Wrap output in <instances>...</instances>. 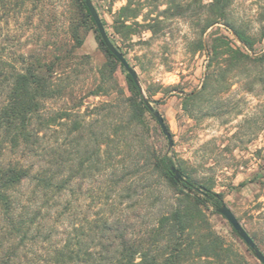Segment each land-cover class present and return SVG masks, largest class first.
<instances>
[{
    "label": "trees",
    "instance_id": "trees-1",
    "mask_svg": "<svg viewBox=\"0 0 264 264\" xmlns=\"http://www.w3.org/2000/svg\"><path fill=\"white\" fill-rule=\"evenodd\" d=\"M69 1L74 15L69 25L72 45H56L52 57L43 61L22 53L21 64L5 63L0 55V264H248L208 226L204 210L211 206L216 211L224 202L222 195L193 178L182 159L156 149L148 133L143 141V163L126 161L131 154H139L134 144L137 124L144 125L146 115L155 118L132 77L104 46L84 0ZM231 3L208 2L204 24L198 37L191 40L192 52L204 51L207 63L201 90L183 97L182 108L188 114L212 79L219 82L221 90L228 87L225 83L230 78H256L255 69L264 63V52L255 54L253 36L229 19ZM171 5L176 13L187 10L169 0L165 11ZM219 23L232 37L220 32L219 26L206 39L202 37L207 27ZM88 25L107 56L99 71L100 85L88 94L98 95L119 67L129 93L124 96L128 115L124 125L102 122L96 126L79 111L45 109L49 99L64 93L63 87L53 82L57 68L73 57L74 48L82 43L79 29ZM146 96L151 98L147 92ZM69 120L70 127L65 132L59 130ZM158 129L161 132L159 125ZM49 131L57 134L54 144L48 141ZM65 144L71 145L75 156L70 165L64 158ZM172 165L182 180H174ZM140 170L171 187L173 197L134 232L129 219L120 216L118 206L138 195L135 187ZM91 171L103 179L105 206L92 216L83 213L77 195L79 180ZM146 187L152 191L150 185Z\"/></svg>",
    "mask_w": 264,
    "mask_h": 264
},
{
    "label": "rangeland",
    "instance_id": "rangeland-1",
    "mask_svg": "<svg viewBox=\"0 0 264 264\" xmlns=\"http://www.w3.org/2000/svg\"><path fill=\"white\" fill-rule=\"evenodd\" d=\"M168 1L92 0L106 22L105 28L136 70L145 95L151 94L156 101L152 107L163 117L173 141L168 149L156 121L146 115V124L135 128L134 144L139 154H131L126 161L143 163V141L149 133L156 149L182 159L193 178L222 195L264 254V63L255 69L256 78H230L225 83L228 87L221 90L219 82L212 79L203 96L194 101L190 114L186 113L182 108L184 95L177 91L197 93L202 88L207 55L204 51L193 53L191 40L198 37L207 17L205 6L211 0H175L187 9L183 14L176 13L173 5L165 11ZM228 16L256 40L255 54L264 52V0H232ZM72 19L69 0H0L3 61L19 63L22 53L49 60L56 45L73 44L69 36ZM217 26L220 32L229 34L219 23L207 27L202 37L206 39ZM79 34L81 45L74 48L71 59L57 68L53 80L63 87L64 93L49 99L45 109L79 111L96 126L102 122L124 125L128 116L124 96L129 94L124 73L118 67L98 95H89L100 85L99 71L107 56L89 25L80 28ZM70 122L59 126V130L65 132ZM55 137V131L48 132L50 144H54ZM63 149L66 163H74L71 145L65 144ZM145 174L144 170L138 172V195L118 206L120 216L129 219L134 232L142 229L173 197L171 187ZM79 184L77 195L83 213L92 216L102 211L105 206L101 176L93 171L85 173ZM145 185H150L152 191ZM150 203L152 208H148ZM204 211L210 230L225 246L240 253L248 264H261L223 216L211 206Z\"/></svg>",
    "mask_w": 264,
    "mask_h": 264
},
{
    "label": "water",
    "instance_id": "water-1",
    "mask_svg": "<svg viewBox=\"0 0 264 264\" xmlns=\"http://www.w3.org/2000/svg\"><path fill=\"white\" fill-rule=\"evenodd\" d=\"M84 4H85V6H86V8H87V10H88L93 22H94V24H95L97 32H98V34L100 36V39L103 42L104 46L119 61V63L124 67L126 72L132 77L134 83L138 87V91L142 95V100H143L144 104L148 107L149 111L152 113L153 117L155 118V120L157 121V123H158V125H159V127L161 129L162 134L167 139V147L169 149L170 147H172L173 141H172V138H171V134L168 131V129H167L165 123H164L163 117L161 116L159 111L155 110L152 107V104L156 103V101L152 100L150 97H147L145 95L143 87L141 85V82H140V79H139V76H138L136 70L134 69V67H132L128 63L127 59L122 54V52L119 51L117 49V47L110 40V37H109V35H108L107 31H106V28L103 25L102 20H101L99 14H98L96 8L94 7V5L92 3V0H84ZM196 91L188 93V94L184 93V92H180V91H177V93H179L181 95H184V96H190V95L194 94ZM170 170L173 173V177H174L175 181H180V180L183 179V177L181 176L179 170L174 165H172L170 167ZM216 212L218 214H220L221 216H223L228 221V223L230 224L232 229L235 231L237 236L246 244V246L253 253L254 257L261 264H264V254L257 247L256 243L253 241V239L247 233L245 228L241 225V223L236 218V216L233 214V212L227 207V205L224 202L221 203L216 208Z\"/></svg>",
    "mask_w": 264,
    "mask_h": 264
}]
</instances>
